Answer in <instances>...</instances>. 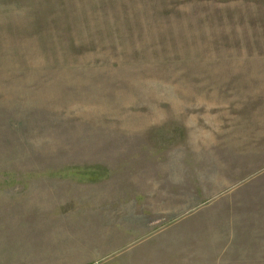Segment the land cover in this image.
Returning <instances> with one entry per match:
<instances>
[{"label": "rangeland", "instance_id": "rangeland-1", "mask_svg": "<svg viewBox=\"0 0 264 264\" xmlns=\"http://www.w3.org/2000/svg\"><path fill=\"white\" fill-rule=\"evenodd\" d=\"M0 264H264V0H0Z\"/></svg>", "mask_w": 264, "mask_h": 264}]
</instances>
